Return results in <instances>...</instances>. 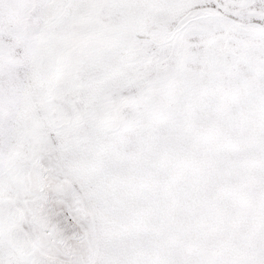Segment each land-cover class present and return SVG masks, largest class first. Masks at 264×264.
Masks as SVG:
<instances>
[{
  "label": "snow or ice",
  "instance_id": "1",
  "mask_svg": "<svg viewBox=\"0 0 264 264\" xmlns=\"http://www.w3.org/2000/svg\"><path fill=\"white\" fill-rule=\"evenodd\" d=\"M0 264H264V0H0Z\"/></svg>",
  "mask_w": 264,
  "mask_h": 264
}]
</instances>
